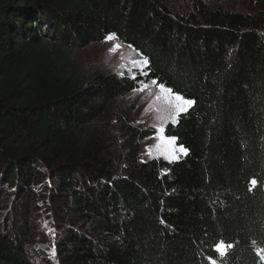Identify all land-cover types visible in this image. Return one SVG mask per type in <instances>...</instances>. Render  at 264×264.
I'll return each instance as SVG.
<instances>
[{
  "label": "trees",
  "instance_id": "1",
  "mask_svg": "<svg viewBox=\"0 0 264 264\" xmlns=\"http://www.w3.org/2000/svg\"><path fill=\"white\" fill-rule=\"evenodd\" d=\"M109 37L135 79L79 67ZM153 80L194 101L173 162L138 160L124 98ZM0 264H264V10L0 0Z\"/></svg>",
  "mask_w": 264,
  "mask_h": 264
},
{
  "label": "rangeland",
  "instance_id": "2",
  "mask_svg": "<svg viewBox=\"0 0 264 264\" xmlns=\"http://www.w3.org/2000/svg\"><path fill=\"white\" fill-rule=\"evenodd\" d=\"M174 9L188 13L191 10L192 0H166ZM211 8L223 9L232 12L253 13L264 10V0H203ZM74 57L80 68L97 70L105 74L118 76L128 75L135 77L141 74L145 68L143 59L131 48L122 45L116 38L111 37L104 42L92 44L83 50L74 52ZM174 95V94H173ZM124 101L134 106L135 110L130 123L141 128H153L156 135L146 138L141 143L139 162H147L151 159H163L167 162L178 160L184 154L176 153L177 158L173 159L164 152L167 147V138L164 130L167 124L175 123L177 115L174 107L175 101L166 91L155 85L152 81L142 85L130 92ZM163 129V131H158ZM163 138V139H162ZM39 228L43 232L45 241L41 238L36 243L44 242L43 252L46 257H53L54 253L48 251L53 240V233L56 228L50 224L49 218L41 214ZM41 247V246H40ZM220 251H223L220 248ZM41 256V255H40Z\"/></svg>",
  "mask_w": 264,
  "mask_h": 264
},
{
  "label": "snow or ice",
  "instance_id": "3",
  "mask_svg": "<svg viewBox=\"0 0 264 264\" xmlns=\"http://www.w3.org/2000/svg\"><path fill=\"white\" fill-rule=\"evenodd\" d=\"M109 38H111V37H109ZM135 78L136 77H133V79H135ZM153 83L156 84L157 81L153 80ZM159 87L161 88L162 91H166L169 95H171L172 99L175 101L174 107H175L177 116L186 112L194 104V101L192 99L185 98L181 94L177 93V94L173 95V89L166 88V86L163 84H160ZM158 131H163V129H158ZM177 139L178 138L173 137V138H169L166 141H164V143H166V145H167V147H165V149H164V152L167 156H170L173 159L177 158L176 153H181L184 155L188 154V150L183 145L176 146V140ZM250 183L252 185H255L256 180L253 179L252 181H250Z\"/></svg>",
  "mask_w": 264,
  "mask_h": 264
}]
</instances>
